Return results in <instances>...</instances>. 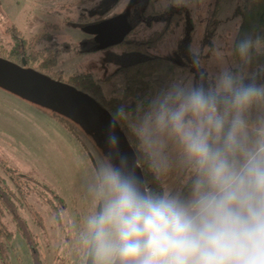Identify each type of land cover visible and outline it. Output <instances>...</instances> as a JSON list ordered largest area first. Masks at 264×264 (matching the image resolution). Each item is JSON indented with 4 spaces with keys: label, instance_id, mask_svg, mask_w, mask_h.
<instances>
[{
    "label": "clouds",
    "instance_id": "obj_1",
    "mask_svg": "<svg viewBox=\"0 0 264 264\" xmlns=\"http://www.w3.org/2000/svg\"><path fill=\"white\" fill-rule=\"evenodd\" d=\"M252 46L240 41V56ZM116 121L156 175L177 167L186 189L142 188L108 131L80 177L86 210L70 221L78 264H264V85L228 69L209 88L176 80Z\"/></svg>",
    "mask_w": 264,
    "mask_h": 264
},
{
    "label": "rangeland",
    "instance_id": "obj_2",
    "mask_svg": "<svg viewBox=\"0 0 264 264\" xmlns=\"http://www.w3.org/2000/svg\"><path fill=\"white\" fill-rule=\"evenodd\" d=\"M242 1L220 0L216 16L219 26L211 42L205 41L204 32L216 0L158 2L159 9L186 6L190 22L173 29L154 48V55L176 61L180 67L169 76L153 75L151 96L176 80L212 87L221 71H230L235 66L232 45L241 22L234 9ZM129 2L0 0V53L13 48L16 54H33L35 59H30V65L34 66L46 59L45 49L51 46L55 54L52 71L56 77L67 80L70 75L90 74L105 96L118 97L122 78L108 76L116 71L115 59L121 51L116 46L101 49L95 35L88 30L124 14ZM142 5L139 2L132 7L127 19L130 26L136 27L130 34L134 39H146L160 31L164 23L145 19ZM254 45L264 53V41ZM23 59L26 60L24 56ZM258 110L257 105L250 106L249 117H255ZM100 155L103 154L99 148L75 123L0 89V181L16 196L24 198L19 214L31 231L40 264H78L70 221L86 210L80 198V177L92 158ZM7 170L17 174L14 181ZM158 177L162 190L164 187L181 190L183 177L179 168L173 167ZM54 195L63 204L58 216L54 212ZM3 222L12 233L8 264H33L32 250L16 230L10 214L3 216Z\"/></svg>",
    "mask_w": 264,
    "mask_h": 264
},
{
    "label": "trees",
    "instance_id": "obj_3",
    "mask_svg": "<svg viewBox=\"0 0 264 264\" xmlns=\"http://www.w3.org/2000/svg\"><path fill=\"white\" fill-rule=\"evenodd\" d=\"M159 1L144 0L142 2L141 14L145 19L150 21L153 19L163 20L164 23L161 30L154 32L146 39H134L130 37V34L133 33L136 27L135 25H131V31L125 40L115 45L121 52L115 59V62H117L116 71L108 77L109 79L117 76L122 78V88L118 97L105 96L101 85L90 74L70 75V78L67 80L56 77L52 71L55 54H53L54 50H52L53 47L51 46L45 49L48 54L46 59L36 62L34 66L30 65V59H35L33 54L25 55L24 52L23 54H16L13 53V48L11 51H7V53H0V56L16 64H21V57L24 56L27 67L37 70L55 80L66 82L81 92L83 91L95 99L103 109H107L112 117H114L117 109L121 106L135 113L138 104L141 102L146 103L152 97V86L150 84L152 76L155 74L169 76L174 73L175 69L180 67L176 61L154 55V48L167 35L171 34L173 29L184 25L186 22H190V13L186 6L175 5L170 8L159 9L157 8ZM219 2L220 0H216L213 13L207 20L205 26L204 35L205 41L207 42L212 41L219 26V20L216 18ZM234 11V15L240 18L241 23L232 45V55L236 63L230 71L234 74H239L245 84L255 83L256 85H264V53L254 45L255 42L264 41V0H243L240 5L235 7ZM245 39L253 41V46L249 50L247 59L242 58L237 50L239 42ZM116 122L134 150L137 163L142 170L145 188L153 192L162 191L159 177L153 172L149 160L139 149L135 136L125 123L120 121ZM6 172L10 174V178L14 181L17 174L8 170ZM185 189L186 185L183 184L181 191ZM17 197L14 191L7 184H4V181H0V262L2 264H8V244L12 240V233L6 228L3 222V216L8 213L15 224L16 230L21 233L23 240L32 250V256L34 257L33 264H40L37 253L34 251L35 249L32 245L31 231L28 229L25 219L19 214V207L24 198ZM52 198L56 204L54 207L55 216H58L60 210L63 208V204H61L62 202L57 195H54Z\"/></svg>",
    "mask_w": 264,
    "mask_h": 264
},
{
    "label": "water",
    "instance_id": "obj_4",
    "mask_svg": "<svg viewBox=\"0 0 264 264\" xmlns=\"http://www.w3.org/2000/svg\"><path fill=\"white\" fill-rule=\"evenodd\" d=\"M143 1L130 0L124 14L89 28L88 32L95 35L101 49L115 47L125 40L132 28L127 21L130 10ZM0 89L75 123L91 138L102 154L107 151L106 134L108 131L114 133L119 138L120 154L127 158L129 169L140 181L142 188L146 189L132 146L117 122L113 123L109 111L103 109L95 99L66 82L27 67L24 59L21 64H16L1 56Z\"/></svg>",
    "mask_w": 264,
    "mask_h": 264
}]
</instances>
